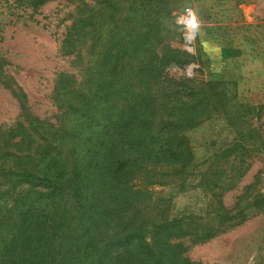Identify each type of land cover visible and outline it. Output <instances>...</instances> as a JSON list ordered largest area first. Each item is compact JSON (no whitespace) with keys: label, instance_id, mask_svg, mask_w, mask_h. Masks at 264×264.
I'll return each mask as SVG.
<instances>
[{"label":"trees","instance_id":"16d2710c","mask_svg":"<svg viewBox=\"0 0 264 264\" xmlns=\"http://www.w3.org/2000/svg\"><path fill=\"white\" fill-rule=\"evenodd\" d=\"M78 1L60 51L74 55L82 77L59 76L56 124L31 114L24 92H13L24 122L0 149V264H195L182 240L205 243L235 226L222 196L246 174V160L207 173L214 216L175 217L151 230L133 213L147 199L135 181L153 166L190 164L185 131L221 104L233 119L224 91L167 72L168 64L194 62L180 48L158 55L154 39L169 0ZM245 131L222 152L226 160L261 150ZM263 206L260 194L255 207Z\"/></svg>","mask_w":264,"mask_h":264},{"label":"rangeland","instance_id":"374dc122","mask_svg":"<svg viewBox=\"0 0 264 264\" xmlns=\"http://www.w3.org/2000/svg\"><path fill=\"white\" fill-rule=\"evenodd\" d=\"M169 1V12L154 39L158 55L162 58L180 48L194 62L185 69L168 64L167 72L224 91L233 119L225 117L221 104L204 123L186 130L192 161L184 167L153 166L137 178V189L147 199L133 213L138 224L150 230L175 217L212 214L216 207L206 188L207 173L219 174L222 168L229 172L232 164L246 160V174L222 196L229 215L237 216L235 226L223 225L227 229L205 243L188 239L182 243L185 256L195 264H264V206L255 207L257 197L264 194V0ZM29 2L0 0L1 150L8 149V131L24 122L14 91L24 92L31 114L56 124L61 112L53 98L59 76L82 77L81 68L74 67V55L60 51L79 1L57 0L38 10ZM243 129L249 135L246 142L261 150L226 160L222 152ZM226 178L225 173L220 179Z\"/></svg>","mask_w":264,"mask_h":264}]
</instances>
